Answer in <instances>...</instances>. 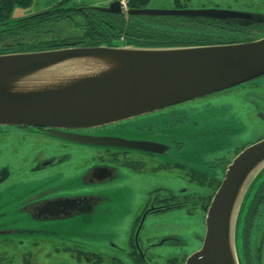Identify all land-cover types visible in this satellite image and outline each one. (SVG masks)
<instances>
[{
	"label": "flooded vegetation",
	"instance_id": "obj_1",
	"mask_svg": "<svg viewBox=\"0 0 264 264\" xmlns=\"http://www.w3.org/2000/svg\"><path fill=\"white\" fill-rule=\"evenodd\" d=\"M63 22L70 24L65 34L57 30ZM263 36L264 0H0V54L117 42L224 44ZM259 125L264 127V74L131 118L64 129L68 137L45 127L0 125V264H185L195 250L178 253L184 240L176 234L159 241L145 236L149 218L184 210H203L206 218L228 165L264 138L262 133L252 140ZM75 134L115 139L85 143ZM31 136L55 143L37 145ZM126 140L144 141L145 147L126 146ZM89 150L94 158L88 163L82 152ZM74 154L87 162L71 174ZM119 177H172L175 186L149 189L140 212L131 221L127 216L123 238L113 219L101 228L85 219L100 214L109 199L99 191L107 186L94 185ZM75 223L79 230L63 232ZM242 237L241 264H264V174L249 201Z\"/></svg>",
	"mask_w": 264,
	"mask_h": 264
},
{
	"label": "water",
	"instance_id": "obj_2",
	"mask_svg": "<svg viewBox=\"0 0 264 264\" xmlns=\"http://www.w3.org/2000/svg\"><path fill=\"white\" fill-rule=\"evenodd\" d=\"M262 74L264 36L224 44L117 42L1 53L0 125L45 127L52 135L68 137L64 129L131 118ZM74 136L85 143L112 144L115 139ZM126 142L145 147L141 140ZM263 174L264 138L245 147L228 165L207 209L202 246L185 264H241L242 211Z\"/></svg>",
	"mask_w": 264,
	"mask_h": 264
},
{
	"label": "rangeland",
	"instance_id": "obj_3",
	"mask_svg": "<svg viewBox=\"0 0 264 264\" xmlns=\"http://www.w3.org/2000/svg\"><path fill=\"white\" fill-rule=\"evenodd\" d=\"M57 30H59L62 34L68 33L70 31V24L69 23H61ZM80 33V30L77 31L75 34ZM240 93V91H238ZM225 102H232L230 99L227 98ZM220 104V103H219ZM218 104V105H219ZM218 109L219 111L221 109ZM253 124L255 122L253 121ZM256 125V124H255ZM259 131L257 133H253L252 140H255L260 134L264 133V127L263 125L258 126ZM32 141L34 144L41 145L44 144H52L55 143L52 140L46 139V138H37L35 136H31ZM251 137H247V139H250ZM3 146V143H0V148ZM85 150V149H82ZM82 153H85L87 155V159L83 160L78 155H72L70 160H73V164L70 166V173L76 174L78 170L83 168L85 166V163L88 161H92L94 158L93 154H91L89 151H83ZM87 160V161H86ZM129 176L135 175L131 173H127ZM186 178V177H185ZM172 177H129L128 180H126V177H119V179L110 182L109 184L105 185H94V187L101 188L99 191H103V194L109 197V199L102 204V208L100 210V214L98 215H90L85 219L87 222H94L98 227H102L105 225L109 219H113L116 225H119V229L121 231V235H118L119 238H123L128 233V218L129 220H132V217L135 216V214L140 212V209L142 208L143 204L146 202V194L149 189H153L156 186H166V187H175L172 185L171 182ZM183 184H186L184 179L182 180ZM129 185L130 188L128 187ZM219 183L216 184L217 187ZM200 190V189H199ZM201 191V190H200ZM212 200V199H211ZM125 213L123 222L118 223L117 219L119 215H123ZM137 213V214H138ZM79 221V220H78ZM84 221V220H83ZM150 221V222H149ZM149 221L147 223L146 229L143 230V233L145 236L153 239L154 241H159L160 238L163 236L170 235V234H176L179 235V237L184 240V246L183 249H176L178 253H184L192 252L198 250L202 246L201 242V235H204L205 233V213L203 210H198L197 212L190 213L187 210H184L183 212L170 214L167 217H152L149 218ZM81 223H75L71 225H67V228L63 230V232H70L73 231V229H80ZM82 225H85L84 222H82ZM123 227L126 228V234L123 231ZM88 229V228H87ZM174 250L172 255L178 254Z\"/></svg>",
	"mask_w": 264,
	"mask_h": 264
},
{
	"label": "trees",
	"instance_id": "obj_4",
	"mask_svg": "<svg viewBox=\"0 0 264 264\" xmlns=\"http://www.w3.org/2000/svg\"><path fill=\"white\" fill-rule=\"evenodd\" d=\"M186 45V44H185ZM142 46H173V45H163V44H161V45H153V44H146V45H142ZM254 187V186H253ZM254 189H256L255 187H254ZM253 189V190H254ZM255 191V190H254ZM251 196V194L249 195V197ZM247 203H249L248 201L246 202V204H245V206H244V209H243V211H242V213L244 214V216L242 217V220L244 221L245 220V216H246V214H247V210H248V208H249V204H247ZM245 211V212H244ZM243 226V225H242ZM242 235V234H241ZM242 239H243V237H242ZM242 251H243V249H242ZM242 256H243V253H242ZM242 256H241V258H242ZM240 258V259H241Z\"/></svg>",
	"mask_w": 264,
	"mask_h": 264
}]
</instances>
